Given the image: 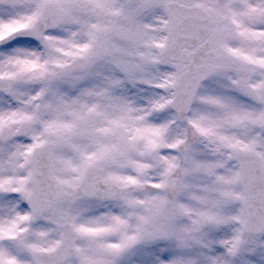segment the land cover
<instances>
[{
	"label": "snow or ice",
	"instance_id": "6c2138e0",
	"mask_svg": "<svg viewBox=\"0 0 264 264\" xmlns=\"http://www.w3.org/2000/svg\"><path fill=\"white\" fill-rule=\"evenodd\" d=\"M0 264H264V0H0Z\"/></svg>",
	"mask_w": 264,
	"mask_h": 264
}]
</instances>
